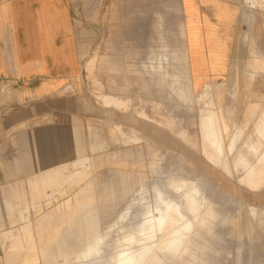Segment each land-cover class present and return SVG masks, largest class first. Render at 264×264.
<instances>
[{"label":"rangeland","instance_id":"obj_1","mask_svg":"<svg viewBox=\"0 0 264 264\" xmlns=\"http://www.w3.org/2000/svg\"><path fill=\"white\" fill-rule=\"evenodd\" d=\"M170 2L72 0L81 69L74 80L60 84V110L30 117L27 123L11 130L0 146V264H89L76 258L80 248L90 243L89 235L80 232L88 214L96 216L102 236L101 252L92 253L101 256L95 264H108L110 257L143 246L152 247L163 264H264V227L258 225L261 221L258 213L264 210V183L251 188L241 181L249 166L264 165L261 163L264 152L255 153L264 146V132L263 136L254 132L264 123L260 115L251 128L244 122L246 114L254 109L264 113V55L255 48L246 49L244 35L238 34L223 58L221 75L204 82L195 80L185 28L177 16L178 5ZM91 19L93 48L91 53L89 48L87 64L91 55L95 62L87 69L85 29L87 25L90 30ZM90 36L89 31V42ZM255 56L262 66L259 70L246 67ZM221 80L229 87L228 95L222 98V105L213 100V110L233 103L231 107L238 108L234 115L239 118L233 120L238 128L224 134L225 149L231 141H235L234 148L218 165L192 148L189 141L176 133V127L165 129L164 124L140 114L155 112L170 125L167 115L182 130L187 127L186 131L198 133L202 110L197 95L206 84H222ZM237 80L240 93L236 103L232 94ZM185 84V98L192 92L191 101L187 102L179 98L177 90ZM8 86L0 83V96L13 97L10 92L4 93ZM69 86L72 91L65 90ZM102 94L129 101L130 106L127 109L107 106ZM212 98L209 93V99ZM111 128L119 129L117 141V136L108 133L113 131ZM77 133L80 147L75 142ZM249 136L254 147L245 145ZM113 138L116 146L111 142ZM147 138L159 148L152 146L154 142L148 144ZM203 141L211 142L206 138ZM168 150L172 153L168 154ZM80 157L87 161L73 167ZM230 163L229 173L225 166ZM51 167L58 168L34 177ZM172 176L187 182L195 178L197 182L213 181L206 198L216 205L217 218L199 227L205 207L196 210L197 221L189 214L193 225L180 250L163 256L154 246L159 234L146 226V220L155 206L154 188L164 189ZM89 179L93 180L92 186L86 185ZM79 191L83 192L77 196ZM167 194L169 201L180 196L174 191ZM90 197L93 200L87 203L85 199ZM58 211L67 212L68 218L57 221ZM230 221H235V225ZM238 226L241 228L236 229Z\"/></svg>","mask_w":264,"mask_h":264},{"label":"crops","instance_id":"obj_2","mask_svg":"<svg viewBox=\"0 0 264 264\" xmlns=\"http://www.w3.org/2000/svg\"><path fill=\"white\" fill-rule=\"evenodd\" d=\"M170 1V4L178 5L177 16L181 17V24L185 28L191 72L195 80L204 82L221 75L223 58L238 34L244 35L246 49L255 48L257 53L260 50L259 54L264 55L263 11L249 10L241 0ZM92 22L91 19L90 30L87 25L85 29L86 68L95 62L91 55L87 64L89 48L90 53L93 48ZM89 31L90 42L87 39ZM80 59L72 0H0V83L9 84L4 93L13 95L12 98L0 96V146L11 130L27 123L30 117L60 110V84L74 80L81 69ZM183 86L187 88L185 84L177 89L179 98L185 102L191 101L192 92L189 91L185 98ZM68 89L72 91L73 87L65 90ZM101 96L102 100L117 99L118 106L114 107L127 109L130 106L129 101L115 96ZM75 142L80 147L78 133ZM83 160L87 158L80 157L73 167ZM57 168L45 169L39 174L35 173L34 177ZM92 182L89 179L86 185L92 186ZM82 192L79 191L77 196ZM85 200L91 203L93 197ZM68 216L67 212L58 211L55 219L62 222ZM82 223L80 232L89 235L90 243L80 248L76 258L98 237H102L96 216L88 214Z\"/></svg>","mask_w":264,"mask_h":264},{"label":"bare ground","instance_id":"obj_3","mask_svg":"<svg viewBox=\"0 0 264 264\" xmlns=\"http://www.w3.org/2000/svg\"><path fill=\"white\" fill-rule=\"evenodd\" d=\"M241 3L244 6H246L247 8H249V10L250 9L251 10H259V11L264 12V0H241ZM239 55H241V54H239ZM257 59H258V57L255 56V57L251 58L250 60H248L246 67L251 68V69H255V70H259L262 66H261V64H258L256 62ZM237 65L235 67H237ZM237 70H238V67H237L236 71ZM236 76H238V75L236 74ZM233 87H234L235 91L232 95L236 101V97L240 93V92L238 93V89H239L238 80H237V82H234ZM228 89H229V87L227 85H225L223 83V81H222V84L210 82V83L206 84L203 87V90L201 91V93H199L197 95V104L200 105V108L202 110L201 111V113H202L201 123L198 126V133L196 132L193 134L192 132L190 133V130L186 131L187 127H185V130H182L181 127H180L181 129L179 128V124L174 123V122L173 123L170 122V125H169L165 118L158 117V115L155 114V112H153L152 115H148L145 113H140V114L144 118H147L150 120H155V121H158V122L164 124V127L167 126L169 129H171V128L173 129L174 127H176V133L178 135L183 136V138H185V140L189 141V144H190V146H192V148H197V151H199L202 156L207 157L206 159H208L209 161L218 165L223 161L224 156H226L228 153L231 152V150H233L234 143H235V141L229 140V142L231 141V144L229 143L230 144L229 148L225 149V147H224V134L229 132V130L231 128L234 130L237 127L236 122L234 123L233 120H235L236 117H238L237 114H236V117L234 115V112L237 111L238 108H236L237 110L232 108L231 106L234 104L231 103V105L227 104L224 107L220 106V108L217 109L216 111L213 110V107H214L213 100H218L219 103L222 105L223 104L222 98L226 95V93H227L226 91H228ZM68 91H70V89H68ZM213 92L216 93L215 97L213 95ZM209 93L212 94V96H213L212 99H209ZM227 95H228V93H227ZM102 101L107 106H113V105L118 106V100L117 99H109V100H102ZM237 101H236V103H237ZM240 102H241V100H240ZM226 103H228V102L226 101ZM242 105H244V102ZM119 106H123V105H119ZM142 106H143V104L141 105V107ZM147 107L148 106H146V108ZM244 107H245V105H244ZM144 108L145 107H143V109ZM151 108L150 109L148 108V109L151 110ZM140 109H141V111L143 110L142 108H140ZM146 111H147V109H146ZM151 111H149V112H151ZM242 114L245 117L244 113H242ZM242 114H241V116H242ZM259 115L261 117L260 120H262V122L264 123V113L260 112L259 110L254 109V110L250 111V113L246 114L247 117L244 120L245 125H247L248 128L249 127L251 128L254 121L257 118H259L258 117ZM174 124H177V125L175 126ZM263 127H264V125L259 124L258 127H256V129H254V132L257 136H263V132H264ZM193 128L197 129V127H195V126ZM126 129H128V128H126ZM111 130H113V131L109 130L110 132H108V133H110L111 135H115V137H116L117 136L116 134H118L117 129L111 128ZM230 131H232V130H230ZM123 132H125V131H123ZM127 133H128V131H127ZM110 134H108V135H110ZM195 134H197V135H195ZM121 135H122V133H121ZM132 136H131V138H132ZM139 136H141V134ZM196 136L198 137V140H197ZM117 137H116V141H117V139H119V136H117ZM133 137L137 138L136 135ZM114 138H113V141L111 139V142L113 145H115L113 143ZM144 138H145V135L142 138V140L144 141V144H145L146 138H145V140H144ZM204 138L210 139L211 142L210 143H208L206 141L204 142L203 141ZM108 139H110V137ZM122 139H124V138H122ZM127 139L129 141V136ZM147 139H148L147 143L150 145L154 142V141L153 142L149 141L150 138H147ZM133 140H135V139H133ZM124 141H125V139H124ZM140 141H141V138H140ZM118 142H120V141L118 140ZM130 142H131V140H130ZM127 143H129V142H127ZM155 144L156 143L154 142V144H152V146ZM245 145L247 147L248 146L254 147L253 140H252L251 136L247 137ZM198 146H199V148H198ZM154 147H156V149L159 148V146H156V145ZM161 147L162 146L160 145V148ZM160 151H162V149H160ZM167 152H168V154L172 153V152H169V150ZM262 152H264V146H261L260 150L259 151L257 150L255 153H261L262 154ZM238 159H243V158L238 157ZM85 161H87V160H83L81 162V164H78V165H84ZM180 161H182V160H180ZM181 163L179 164V166L181 165ZM261 163H264V162H261ZM185 164L186 163H183V165L186 168ZM188 166H190V165H187V167ZM191 168H192V166H191ZM225 168L229 172V170H230L229 168H232L231 163L229 166H225ZM181 171L182 170H180L178 172V174L181 175ZM170 174H175V173H170ZM88 175H89V173H88ZM199 176H201V175H199ZM243 176L245 179L241 178V181L244 182L247 186H249L251 188L259 187L261 184L264 183V165L258 164L257 166H255V165L249 166V168L245 171ZM197 178H198V176H197ZM202 179H204V178L200 177V180H202ZM194 180H196V178ZM206 180H207V178H206ZM193 181L187 182L183 179H178V178L176 179L175 177L172 176V178L171 177L168 178L164 189H160L158 187L154 188L155 206L151 211H149L147 213L148 218L146 220V226H148L152 230L156 229V231L158 232V234H159L157 236L158 241L155 243L154 246H155V250H159L163 254V256H170L171 254L174 255V254H176V252H178L180 250V248L183 244L184 237L187 235V233L190 232L189 230H190L191 226L193 225V221L190 219L191 216H189V214L193 215V219L197 221L198 220V218H197L198 213H196V210L198 208H200L201 206L205 207L204 214H203L202 219L200 220V223L198 221L199 227H203V226L207 225L212 219L217 218L216 217V205L211 200H208V198H206L207 188L209 186L212 189L211 184H213V181L211 182V179L208 180L209 182H211V184L208 182L204 183L205 181L204 182L201 181L203 183L197 182V181H199L198 179H197V181H194V182ZM164 182H166V179L164 180ZM168 191H174L175 193H179L180 196H178L176 198L177 200L169 201L171 199L168 197V194H167ZM154 213H156L158 216L155 217ZM258 214L261 218V221H259L258 225L262 229L264 227V223H262L264 210L260 211ZM230 223H231V225H235V221H230ZM237 228H241V227L238 226V227H236V229ZM244 230H246V229H244ZM240 231H242V230H240ZM240 231L239 232L237 231V233H240ZM246 231H247V233H248V231L250 233H252L250 229L249 230L247 229ZM237 235L240 236V234H237ZM101 242H102V237H98L96 239V241L92 244V246H89V248L86 249L85 251H83L79 255V257H77V258H83L89 264L97 263L99 258H101V256L92 255V253L94 252V250L101 252V250H102L101 246H100ZM239 257H240V252L238 251L236 254V258L238 259ZM107 262H108V264H163V260H161L159 257H156L154 254L153 248L149 247V246H143V247H140L138 249L128 248V249L118 253L116 256L110 257L109 260H107ZM23 264H29V263L23 262Z\"/></svg>","mask_w":264,"mask_h":264}]
</instances>
